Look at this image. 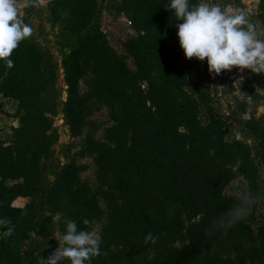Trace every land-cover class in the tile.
<instances>
[{
	"label": "trees",
	"instance_id": "obj_1",
	"mask_svg": "<svg viewBox=\"0 0 264 264\" xmlns=\"http://www.w3.org/2000/svg\"><path fill=\"white\" fill-rule=\"evenodd\" d=\"M167 4L122 0L118 5L135 31L125 42L133 71L99 24L100 0L47 3L49 20L60 24L61 44L68 50L61 111L71 135L81 132L92 113L79 87L89 71L93 96L110 110L106 139L90 137L87 143L100 185L108 183L98 193L82 180L87 166L72 159L56 167L44 189L42 164L58 139L53 116L60 102L49 56L30 35L13 50L12 66L0 60V99L17 103L15 113L1 104L0 112L18 118L9 136L1 137L6 128L0 127V217L13 227L4 237L0 226V264H25L22 244L36 232L44 245L30 256L50 255L58 246L50 229L57 213L61 233L63 217L89 230L94 219L106 215L99 194L109 212L99 254L88 264H264V223L254 227L235 218L242 205L225 192L241 174L251 181L253 197L264 198V121L251 109L255 91L247 79L240 116L252 144L227 138L224 120H202L200 102L189 91L201 61L185 58ZM260 10L264 13V0ZM41 11L37 0H28L22 19ZM24 197L30 199L27 212L18 203ZM38 197L48 212L40 219ZM84 218L89 225L82 224Z\"/></svg>",
	"mask_w": 264,
	"mask_h": 264
},
{
	"label": "rangeland",
	"instance_id": "obj_2",
	"mask_svg": "<svg viewBox=\"0 0 264 264\" xmlns=\"http://www.w3.org/2000/svg\"><path fill=\"white\" fill-rule=\"evenodd\" d=\"M28 0H25V4ZM41 5V13L30 18L23 19L32 28L31 35L38 42L44 52L51 59V65L55 72L56 88L60 94V102L57 106L56 113L53 116L54 126L58 132V139L51 147L50 155L45 158L42 164L44 173V189H46L54 180L53 173L56 167L60 164L72 159L77 160L81 164L87 166L86 170L81 173L82 180L86 182L94 193H98L100 189L108 188V183L101 186L98 179L97 167L94 156L87 149L88 139L90 137L105 140L106 132L112 120L108 105L97 100L93 96V87L95 83L94 73L89 71L80 81V91L84 98L90 103L92 113L87 118L81 132L77 136H72L69 128L63 119L61 111L62 102L66 98V86L63 80L62 61L67 48L61 44L60 24H53L49 20L47 3L49 0H37ZM122 0H100L99 24L103 31L107 34L110 44L115 50L122 55L128 62L129 67L136 71V66L133 57L127 52L125 42L128 38L135 35L129 20L118 9V5ZM262 0H210L211 3L218 4L222 9L231 8L234 12H243L249 23L253 24L260 38L264 39V13L260 10ZM23 9L21 16L23 17ZM251 81L252 88L255 91V98L251 100L250 105L252 111L257 117H262L264 121V73H253L249 69L238 71L233 68L231 71H222L220 74H210L208 71L206 59L201 62L198 69L194 70L190 76L189 91L198 98L201 108V118L204 121L219 118L226 122L225 134L229 139L239 138L252 144L253 139L248 135L243 128L242 118L240 116V106L245 96V81ZM239 80L238 84L234 81ZM0 104L3 106V111L10 114L15 113L17 103L15 100L2 97ZM6 112H0V127H5L1 132V137H7L10 134V125H16L18 118L10 117ZM261 185L264 186V166H261ZM226 194L239 203L243 209V214L240 216L246 219L254 227H258L264 223V198L255 199L251 192V181L245 176L238 174L226 188ZM101 206L105 210V216L99 219H94L91 222L89 230L94 232L98 243L101 240L102 229L107 221L109 212L108 201L106 197L99 194ZM29 198H21L19 204L25 206L27 212ZM39 219L47 215V209L44 205V199L38 197L34 201ZM252 204L255 209L252 210L249 206ZM52 235L57 237L54 239L58 242L61 235L59 228V219L53 222L50 226ZM43 238L39 232L25 241L22 244L23 256L25 264H36L38 259L30 256L31 251L37 255L42 250ZM181 244H178L180 247Z\"/></svg>",
	"mask_w": 264,
	"mask_h": 264
},
{
	"label": "clouds",
	"instance_id": "obj_3",
	"mask_svg": "<svg viewBox=\"0 0 264 264\" xmlns=\"http://www.w3.org/2000/svg\"><path fill=\"white\" fill-rule=\"evenodd\" d=\"M25 0H0V60L9 67L10 58L19 43L31 35L32 28L21 16ZM171 10L177 21V37L185 58L206 59L210 74L222 71L249 69L253 73H264V39L260 38L254 25L243 12L221 8L210 0H168L165 7ZM239 80L234 81L238 84ZM239 162H237L238 165ZM243 214V209L235 218ZM61 214L53 216V222ZM63 232L58 246L47 257L40 256L36 264H88L99 254V245L94 232L81 228L71 218L63 217ZM89 225V220L82 219ZM10 220L0 217L4 226L3 236L9 237L13 227ZM53 237H57L55 234Z\"/></svg>",
	"mask_w": 264,
	"mask_h": 264
}]
</instances>
